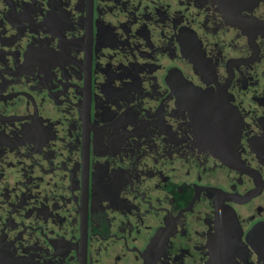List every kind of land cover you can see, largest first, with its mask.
Listing matches in <instances>:
<instances>
[{"label": "flooded vegetation", "instance_id": "obj_1", "mask_svg": "<svg viewBox=\"0 0 264 264\" xmlns=\"http://www.w3.org/2000/svg\"><path fill=\"white\" fill-rule=\"evenodd\" d=\"M264 0H0V264H262Z\"/></svg>", "mask_w": 264, "mask_h": 264}, {"label": "water", "instance_id": "obj_2", "mask_svg": "<svg viewBox=\"0 0 264 264\" xmlns=\"http://www.w3.org/2000/svg\"><path fill=\"white\" fill-rule=\"evenodd\" d=\"M247 243L255 252L257 260L264 264V226L254 228L247 236Z\"/></svg>", "mask_w": 264, "mask_h": 264}]
</instances>
